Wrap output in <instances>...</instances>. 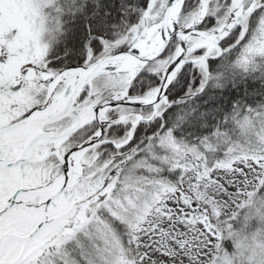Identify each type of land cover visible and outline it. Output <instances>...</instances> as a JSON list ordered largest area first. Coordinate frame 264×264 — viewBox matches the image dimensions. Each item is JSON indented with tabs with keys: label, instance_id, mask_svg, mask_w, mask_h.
I'll return each mask as SVG.
<instances>
[{
	"label": "snow or ice",
	"instance_id": "snow-or-ice-1",
	"mask_svg": "<svg viewBox=\"0 0 264 264\" xmlns=\"http://www.w3.org/2000/svg\"><path fill=\"white\" fill-rule=\"evenodd\" d=\"M0 264H264V0H0Z\"/></svg>",
	"mask_w": 264,
	"mask_h": 264
}]
</instances>
